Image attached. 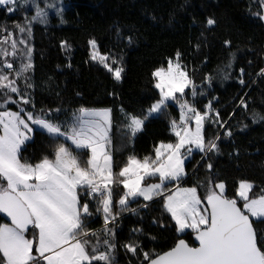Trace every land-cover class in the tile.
Masks as SVG:
<instances>
[{
  "label": "snow or ice",
  "instance_id": "6c2138e0",
  "mask_svg": "<svg viewBox=\"0 0 264 264\" xmlns=\"http://www.w3.org/2000/svg\"><path fill=\"white\" fill-rule=\"evenodd\" d=\"M0 7L22 16L11 24L0 22V214L8 221L0 223V264H120L121 251L127 264H264V180L241 178L230 185L219 178L215 164L223 154L222 137L234 135L229 121L236 109L246 118L237 121L240 131L249 127L248 120L264 123V112L249 109L247 91L238 94L227 119L214 106L219 97L209 98L217 82L235 79L242 90L250 89L245 77L251 73L244 67L233 76L238 44L223 39L226 58L199 80L206 56L200 66H191L176 49L158 61L150 71L152 102L139 113L121 104L117 119L113 107H72L63 100L56 107L37 108L38 88L51 91L53 85L51 77L36 83L33 28L47 26L53 12L66 23V5L64 0H0ZM247 12L264 28V0H248ZM217 25L215 16L206 18L195 52L207 45L205 31L214 32ZM113 28L117 44L136 43L132 29ZM87 44L88 62L123 83V50L102 52L96 38ZM60 47L71 68V45L63 40ZM254 54L264 59V52ZM255 77L252 84L264 82V67ZM164 117L169 138L138 154L135 144L146 122ZM209 128L215 131L209 134ZM37 133L47 138L44 149L25 156ZM194 155L200 160L189 171ZM153 205L160 215L151 224L174 233L173 243L161 249L143 227L132 228L121 242L124 214L140 217ZM97 220L101 226L92 227Z\"/></svg>",
  "mask_w": 264,
  "mask_h": 264
},
{
  "label": "trees",
  "instance_id": "16d2710c",
  "mask_svg": "<svg viewBox=\"0 0 264 264\" xmlns=\"http://www.w3.org/2000/svg\"><path fill=\"white\" fill-rule=\"evenodd\" d=\"M64 3L66 7L63 17L66 23H61L53 12L47 26L37 24L33 28L36 83L40 85L51 77L53 85L51 91L38 88L37 108L56 107L63 100L65 106L71 102L72 107L80 104L88 107H113L117 119L120 118L118 108L121 104L127 110L139 113L152 102L154 93L151 90L150 71L158 61L172 55L176 49L185 53L191 66H200L206 56L208 63L198 73L199 80L204 73L213 72L226 58L227 50L223 48L222 41L231 38L234 45L238 44L241 48L237 52L233 76L238 74L239 67H244L246 72L251 73L245 77L250 89L242 90L235 79L223 84L217 82L209 98L219 97L214 106L225 119L235 108L238 94L242 95L243 91H247L251 98L249 109L256 108L264 112V103H261L264 100V82L257 80L255 84L251 83L256 79L255 73L259 68L264 67V59L254 54L264 52V28L247 12L248 0H64ZM31 14L27 13L29 16ZM210 15L217 18L218 25L214 32L205 31L207 45L202 44L201 51L195 52L193 45L200 38L204 22ZM14 20H22V16L8 15L0 7V22L11 24ZM114 25L124 28L126 33L132 29L138 37L136 43L131 47L124 43L117 44ZM90 38L97 39L102 52L123 50L127 67L123 83H116L101 66L88 62L87 41ZM63 40L71 45V68L67 67L68 57L60 47ZM248 60L254 61L252 66L247 64ZM77 91L82 95L75 96ZM56 92L61 93L59 98ZM112 92L117 93V97L109 95ZM203 103H207V100L202 99ZM170 112L173 116L178 114L175 108H171ZM245 119L243 110L236 109V116L229 121L234 135L228 139L222 137L223 154L215 160L219 178L228 181L230 185L241 178L264 180V123L252 125L248 120L246 122L249 127L240 131L237 121ZM214 131L208 129L209 134ZM168 138L166 117L150 118L146 122L145 131L136 140V151L138 154H146L156 141ZM46 142L47 138L37 133L35 144L29 145L25 156L39 154ZM128 151L125 149L119 153V159L123 160ZM236 151H239L238 157L234 155ZM199 160V155H194L192 163L187 164L189 171ZM203 174V169H200V175ZM157 207L153 205L147 212L142 211V221L135 215L124 214L122 234H118L120 241L124 242L132 228L143 227L146 233L156 236V244L166 250L173 243L174 233L164 232L151 224V218L160 215ZM4 222L7 221L0 214V223ZM101 223V220H97L92 227L99 228ZM182 238L190 243L193 241L191 236ZM156 244H149V247ZM118 259L120 264H127L123 251ZM132 264H135L134 260Z\"/></svg>",
  "mask_w": 264,
  "mask_h": 264
},
{
  "label": "water",
  "instance_id": "95a60500",
  "mask_svg": "<svg viewBox=\"0 0 264 264\" xmlns=\"http://www.w3.org/2000/svg\"><path fill=\"white\" fill-rule=\"evenodd\" d=\"M3 216V214H1ZM4 218V217H3ZM5 219V218H4ZM6 220V219H5ZM7 221V220H6ZM8 222V221H7Z\"/></svg>",
  "mask_w": 264,
  "mask_h": 264
}]
</instances>
